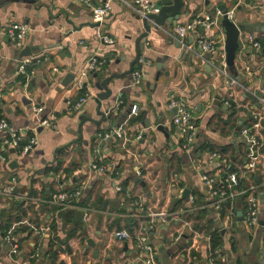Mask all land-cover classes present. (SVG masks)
I'll list each match as a JSON object with an SVG mask.
<instances>
[{
  "label": "crops",
  "instance_id": "obj_1",
  "mask_svg": "<svg viewBox=\"0 0 264 264\" xmlns=\"http://www.w3.org/2000/svg\"><path fill=\"white\" fill-rule=\"evenodd\" d=\"M33 1L0 8V124L6 121L25 143L16 150L7 147L10 136L0 132V156L6 159L0 161V186L15 180L19 189L12 197L0 196V264H52V255L65 264H124L127 258L143 264L136 244L118 240L115 233L126 230L139 236L152 214L166 217L156 221L147 234L150 244L158 248L159 264H254L256 260L264 264L263 242L255 260L252 258L257 228H247L237 216L239 211L245 215L248 197L259 189L251 175L259 173L264 179V0H183L186 7L177 24L186 25L199 16L215 23L210 29L197 27L190 32L188 45H196L203 37L216 41L217 50L213 54L200 49L193 52L178 46L171 37L175 30L171 25L166 23L159 31L152 25L141 57V83L134 85L127 77L111 82L112 95L100 110L105 112V120L98 115L95 85L110 74L125 73L135 57V41L144 28L134 11V0H115L100 28L89 25L94 23L92 10L73 1ZM105 1L96 0L95 5ZM221 5L234 11L233 21L252 24L255 30L240 35L236 57L240 79L226 68L237 80L234 85L221 73L226 67V35L218 15ZM18 22L30 28L24 46L34 48L32 56L22 60L30 61L25 82L20 78L24 74L17 72V48L7 32L9 25ZM100 34L111 42H102ZM249 36L260 48L247 41ZM90 60L98 62L88 79L90 99L77 109L83 93L74 89V79L67 86L64 82ZM174 99L188 102L199 127L198 139L203 136V142L232 146L235 151L224 155L203 152L193 159L181 150L180 130L171 123L175 113L169 105ZM134 106L140 108L139 116L131 117ZM38 115L45 121H39ZM109 115H113L111 121ZM86 117L89 121L82 123ZM242 117V129L254 130L263 139V146L256 150L258 168L253 174L246 170L253 158L249 146L241 133L234 139L236 131L228 125L234 121L238 126ZM161 123L167 134L156 130ZM118 125L123 126L124 138L105 140L108 130L114 131ZM33 141L35 148L26 157L24 148ZM95 151L104 165L113 167V174L90 170ZM213 155L218 157L211 161ZM57 160L62 162L61 171L46 175L47 166ZM15 161L19 166L11 169L9 165ZM231 166L235 169L232 174L248 188L235 191L222 216L209 206L211 191L201 184V172L223 175ZM136 179L149 186L147 194ZM80 186L84 188L81 197L70 205L51 203L54 195ZM186 189H190L188 198L184 197ZM179 201L183 202L176 206ZM134 203L143 204L144 211L135 209ZM84 208L91 210L88 221ZM77 225L80 229L73 233ZM9 234L17 243L16 254L6 241ZM215 236L222 243L216 248Z\"/></svg>",
  "mask_w": 264,
  "mask_h": 264
},
{
  "label": "built area",
  "instance_id": "obj_2",
  "mask_svg": "<svg viewBox=\"0 0 264 264\" xmlns=\"http://www.w3.org/2000/svg\"><path fill=\"white\" fill-rule=\"evenodd\" d=\"M74 3H77L79 5L85 6L87 8H90L92 10V18L94 23H99L100 27L101 25L107 20V17L111 14L112 11V3L115 0H106L101 5H95L96 0H70ZM133 8L136 13V15L139 18H143L148 16L149 14H159L160 9L156 7V4L153 0H134L133 2ZM218 15L222 16L221 11L218 13ZM228 19L230 21H233L234 17V11H228L227 13ZM215 26V23L210 20V18L206 17L203 18L201 16L197 17V19H194L193 21L187 23L186 25H179L177 28H175L174 32L171 33V37H173L176 42L180 43L182 47L187 48L188 50H191L193 52H196L197 50H202L204 53L213 54L217 50V42L207 39V38H199L197 39V44L194 45H188L186 42V39L190 32L197 29V27H202L205 29H210ZM99 27V28H100ZM8 35L10 39L12 40L13 46H15L17 49H23L25 46V41L30 34V28L22 23L18 22L15 24H11L7 28ZM100 39H102L104 42H111L109 38H105L104 35L100 34L98 36ZM248 42H252L255 48H260V43L257 42L253 36H249L247 38ZM24 61V60H23ZM22 66L19 69V74H26L27 69L26 67L30 64L29 60H25V62H22ZM98 66V62L95 60H90V63L88 66H86L83 70H81L77 75L74 77V84L73 87L76 91L79 93H83V96H81L80 103L77 106V109H80L89 98V94L87 93V90H89V77L90 73L93 70H96ZM226 66V64H225ZM227 66L225 67V70H221V73L224 77H227L229 80V83L231 85H234L237 83V80L233 77H231L226 70ZM141 77L142 75L139 74V72H135L133 74V83L134 85H140L141 83ZM169 108L173 111H175V115L172 118L171 123L179 128L180 132V147L181 150H184L188 152V154H192L194 151V145L198 139V129L199 127L196 125L193 114H191L189 104L184 99L181 100H172L170 102ZM140 108L138 106L132 107V109L129 112V115L132 116H139ZM39 111L36 112L38 114ZM45 121V120H44ZM42 121V122H44ZM43 125H46L48 127L51 126V123H43ZM257 127V126H256ZM242 137L247 141V145L249 146L251 153H252V160L247 163V172L253 174L258 166V154L256 150L260 149L263 146V139L260 137V135L254 131V130H248V129H241ZM5 131L10 136L9 139L6 140V146L11 147L14 150L20 148V143L22 141V136L18 131L13 130L9 124L6 121H3L2 124H0V132ZM125 133L123 131V126H119L116 130L110 131V134L105 136V140H110L111 138H124ZM141 137H139L140 139ZM125 140V139H124ZM34 145H36V142H31L30 145L26 146L24 148V153H26L28 150H30ZM96 152V151H95ZM217 155H213L211 157V161L214 159H217ZM261 157V156H260ZM4 156H0V161H5ZM90 170L92 172H95L97 174L101 175H108L110 173L113 174V167L111 169L104 165L102 163L101 158L99 157V152L97 151L93 162L90 165ZM139 175H141L139 173ZM201 184L205 186L206 188L211 191V202H209V206L215 209L218 213L223 212L225 208V204L230 201L235 194L236 187L238 185V175L236 174H229L227 177H224L221 174L216 175H207L206 173L201 176ZM264 187V184H263ZM16 188V181L13 180V182L7 186H0V196L1 197H12L14 196V192ZM256 189L260 188V186H255ZM83 187H76L74 191H63L56 195H54L51 199V203L59 206L66 207L71 204L72 201H76L79 199L83 193ZM117 191L120 192L121 188L118 187ZM189 203L191 205L194 204L193 197H190L188 199ZM248 207L246 212L244 213V225L249 229H255L260 227V221L259 214L261 211L264 210V205L259 201V198L255 195H250L248 197ZM135 209L140 208L141 211H144L143 204L134 203ZM84 220L88 221L90 217L91 210L89 208H84ZM150 220H148V226H146L141 234L139 236H133L131 233H129L126 230L118 231L115 233V237L120 240L124 241L126 244L130 245L131 243H135L139 252L138 258L143 264H159L158 262V248L150 244L147 234L148 231L153 230L155 225H157V222L163 221L166 217L162 214L157 215H150ZM157 221V222H156ZM186 226H189V224H186ZM180 237H177V243L180 242ZM262 242L264 243V234L262 236ZM6 241L10 243V246L12 248V253L16 254L18 250L17 243L15 242V239L13 236L6 235ZM219 251H215V255L219 256ZM124 264H134L133 262H129V259H124Z\"/></svg>",
  "mask_w": 264,
  "mask_h": 264
},
{
  "label": "water",
  "instance_id": "obj_3",
  "mask_svg": "<svg viewBox=\"0 0 264 264\" xmlns=\"http://www.w3.org/2000/svg\"><path fill=\"white\" fill-rule=\"evenodd\" d=\"M17 2H22V3H27V4H34L36 1L33 0H0V8L9 4V3H17ZM156 7H158L160 9V13L159 14H149L146 17L143 18H139V20H141V23L143 25L144 31L143 33L136 39L135 41V57L132 60L129 69L126 70L125 73L122 74H110L108 78L104 79L103 82L97 83L95 85V88L99 91L98 94H96V96L94 97L99 109H98V115L102 116L103 120H105L106 116H105V112H101V107H102V103L104 101H109L111 95H112V91L109 88L110 84L112 81H114L115 79H126L129 78L131 80V83L134 81L133 79V74L136 72V70H138L137 72H139L140 75L142 74V69H143V65L141 63V57L144 53V50L146 48V45L148 44V37L152 31V25L154 27V29L156 31L161 30V28H164L167 24L171 25V27L177 28L179 24L178 21L182 15V11L183 9L186 7L185 6V2L183 0H159L156 3ZM219 10L222 13V26L225 29V35H226V39H225V59H226V66L230 72V74L233 77H236L238 80L240 79V77H238V72H237V67H236V57H237V53L238 50L240 48V35L241 32H244L248 35H251L254 33V25L252 24H245V23H237L235 21H230L228 19L227 13L228 10L226 8V5H221L219 7ZM91 27L94 28H98L100 27L99 23H91L89 24ZM100 39V38H99ZM101 41L103 42V40L101 39ZM180 46V43L179 45ZM33 47L32 46H28L25 47L23 49H17L15 50L16 53V60H18V69L17 72H19L20 67L23 65L22 64V60L23 58H29L32 56L33 54ZM209 67V66H208ZM206 70H208V68L206 67ZM212 70V68H211ZM209 71V70H208ZM213 71V70H212ZM16 72V73H17ZM97 76V75H95ZM75 77V75H69L66 78V82H64V85L67 86V82H70V80H73ZM133 80V81H132ZM30 103V102H28ZM173 113H175V111H173ZM39 116V115H38ZM39 121H44L43 117H40ZM89 121V119L83 118L82 123H85ZM97 125H99L101 122L98 121H94ZM245 122V118H240L239 122H238V126L236 127V132L234 135V139L238 138L239 134L241 133V129L242 126ZM120 125H118L119 127ZM149 127V126H147ZM12 128V127H11ZM156 130L162 133L167 134L166 132V128L164 126V123L159 124L156 127ZM108 132H110V129L108 130ZM3 133H6L5 131L1 132V135L3 136ZM202 135V133L200 134ZM146 138V136L144 137ZM203 139L204 137L202 136L200 139H198L197 143H196V147L195 150L193 151V153L191 154V157L193 159H195V154L199 151L200 146L203 143ZM245 144H247V141L244 140ZM35 148V146H33L30 150H28L26 153V157H29V155L31 154V151ZM15 151L12 150V153H14ZM28 158H25L24 160H27ZM19 166L18 162H12L9 167L11 169H15ZM206 172L203 171L201 172V175H204ZM259 178H256V181H258ZM135 182H139L138 179L135 180ZM140 186H142L144 188V192L147 194L149 191V186L146 185V183L144 181H140L139 182ZM14 195H17L19 193V189L15 188L14 189ZM190 195V189H186L184 192V197L188 198ZM260 199L263 201V205H264V195L262 194ZM238 216V220L241 222H244V216H243V212L239 211L237 213ZM259 219H261L260 221V227L258 228V230L256 231V243L254 245V255L252 256L253 260H255L256 258V253L259 251L260 249V244L262 242V236L264 234V210L261 211V213L259 214ZM88 243L90 244L91 247L95 248L96 247V243L92 240H88ZM180 243V242H179ZM170 254V252H168V255ZM76 264V263H73ZM254 264H260V262L258 260H256L254 262Z\"/></svg>",
  "mask_w": 264,
  "mask_h": 264
},
{
  "label": "trees",
  "instance_id": "obj_4",
  "mask_svg": "<svg viewBox=\"0 0 264 264\" xmlns=\"http://www.w3.org/2000/svg\"><path fill=\"white\" fill-rule=\"evenodd\" d=\"M20 78L25 82L26 80H27V75L26 74H24V75H22V76H20ZM110 117H109V120L111 121L112 120V116L113 115H109ZM234 119V118H233ZM229 126H230V128H231V130H233V131H236L235 129H236V127H237V125L236 124H234V121H233V123H231V124H228ZM227 127V125H225V128ZM25 144V143H24ZM23 143H22V141H21V143H20V148L22 147H24L23 145H24ZM233 152V151H235V148H233L232 146H222V145H215V144H212V143H210L209 141H205V142H203V144L200 146V148H199V151L195 154V156H199L201 153H203V152H210V153H215V154H219V153H221V154H228V153H230V152ZM219 152V153H218ZM234 155V154H233ZM234 158H235V156H234ZM236 159V158H235ZM236 161V160H235ZM61 168H62V162L60 161V160H57V162L55 163V164H52V165H49V166H47V168H46V175H50V174H55V175H57V173H59L60 171H61ZM235 169H234V167L233 166H231L230 167V170H228V173H226V174H223V176L224 177H227L229 174H232L233 172H235L234 171ZM114 175H116V174H114ZM239 177V176H238ZM259 178V180L258 181H256V178ZM251 181L253 182V184L254 185H256V186H260V188L258 189V190H256L255 191V196L256 197H258V198H260L261 197V195L263 194L264 195V187H263V184H264V179L262 178V176L259 174V173H254L253 175H251ZM248 188V186H247V184L245 183V181L244 180H241L240 178H238V185H237V187H236V190L238 189V190H245V189H247ZM66 191H69V190H66ZM71 191H74V189L73 190H71ZM126 193V191L123 193V194H125ZM249 194V193H248ZM248 194H245V196L243 197V199L245 200V198L247 197V195ZM52 199V198H51ZM131 202H133L134 200L133 199H129ZM126 201H127V199H126ZM73 202H75V200L74 201H72L71 203H73ZM182 202L183 201H179V202H177V204H176V206H178V205H180V204H182ZM230 205V201H228L226 204H225V208H224V211L222 212V216H224L225 214H226V208L228 207ZM14 206L16 207V206H19V204H14ZM175 207V206H174ZM247 204H246V206H245V208H243V211H245L246 212V210H247ZM174 210V209H173ZM202 216L203 215H201L196 221H197V225L198 224H200V220H202ZM9 224H10V222H9ZM77 229H80V226L79 225H77L76 226V228L74 229V230H72V232L73 233H75L76 231H77ZM220 245H222V243H221V239L220 238H218L217 236H215L214 237V239H213V247L214 248H216V247H219ZM51 260H52V264H65L64 262L63 263H61V262H58V260H57V257H56V255H52V257H51Z\"/></svg>",
  "mask_w": 264,
  "mask_h": 264
},
{
  "label": "rangeland",
  "instance_id": "obj_5",
  "mask_svg": "<svg viewBox=\"0 0 264 264\" xmlns=\"http://www.w3.org/2000/svg\"><path fill=\"white\" fill-rule=\"evenodd\" d=\"M167 264H169V263H167Z\"/></svg>",
  "mask_w": 264,
  "mask_h": 264
}]
</instances>
